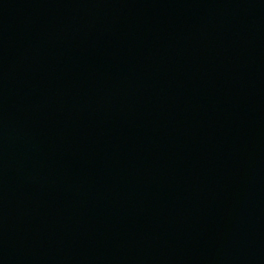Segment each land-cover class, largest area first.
I'll use <instances>...</instances> for the list:
<instances>
[{"label": "water", "instance_id": "1", "mask_svg": "<svg viewBox=\"0 0 264 264\" xmlns=\"http://www.w3.org/2000/svg\"><path fill=\"white\" fill-rule=\"evenodd\" d=\"M0 264H264V0H0Z\"/></svg>", "mask_w": 264, "mask_h": 264}]
</instances>
